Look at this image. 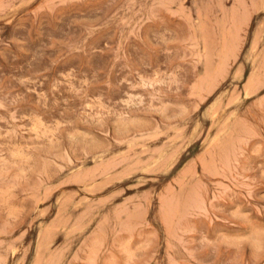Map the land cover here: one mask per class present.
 Masks as SVG:
<instances>
[{
	"label": "rangeland",
	"instance_id": "obj_1",
	"mask_svg": "<svg viewBox=\"0 0 264 264\" xmlns=\"http://www.w3.org/2000/svg\"><path fill=\"white\" fill-rule=\"evenodd\" d=\"M0 264H264V0H0Z\"/></svg>",
	"mask_w": 264,
	"mask_h": 264
},
{
	"label": "bare ground",
	"instance_id": "obj_2",
	"mask_svg": "<svg viewBox=\"0 0 264 264\" xmlns=\"http://www.w3.org/2000/svg\"><path fill=\"white\" fill-rule=\"evenodd\" d=\"M228 92V91H227ZM218 99V98H217Z\"/></svg>",
	"mask_w": 264,
	"mask_h": 264
}]
</instances>
